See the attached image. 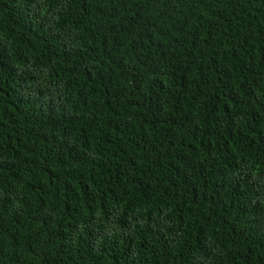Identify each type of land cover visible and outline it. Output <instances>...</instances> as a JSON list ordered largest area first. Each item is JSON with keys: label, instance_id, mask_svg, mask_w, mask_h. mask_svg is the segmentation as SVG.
Returning <instances> with one entry per match:
<instances>
[{"label": "trees", "instance_id": "16d2710c", "mask_svg": "<svg viewBox=\"0 0 264 264\" xmlns=\"http://www.w3.org/2000/svg\"><path fill=\"white\" fill-rule=\"evenodd\" d=\"M0 264H264V0H0Z\"/></svg>", "mask_w": 264, "mask_h": 264}]
</instances>
